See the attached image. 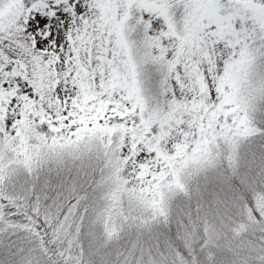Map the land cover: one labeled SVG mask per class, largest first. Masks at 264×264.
I'll list each match as a JSON object with an SVG mask.
<instances>
[{
  "label": "snow or ice",
  "instance_id": "1",
  "mask_svg": "<svg viewBox=\"0 0 264 264\" xmlns=\"http://www.w3.org/2000/svg\"><path fill=\"white\" fill-rule=\"evenodd\" d=\"M0 264H264V0H0Z\"/></svg>",
  "mask_w": 264,
  "mask_h": 264
}]
</instances>
